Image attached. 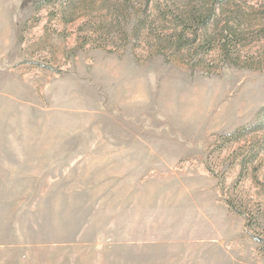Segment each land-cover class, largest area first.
<instances>
[{"label": "rangeland", "instance_id": "rangeland-1", "mask_svg": "<svg viewBox=\"0 0 264 264\" xmlns=\"http://www.w3.org/2000/svg\"><path fill=\"white\" fill-rule=\"evenodd\" d=\"M44 1L0 0V264H264V0L208 52L158 11L206 0Z\"/></svg>", "mask_w": 264, "mask_h": 264}, {"label": "trees", "instance_id": "trees-1", "mask_svg": "<svg viewBox=\"0 0 264 264\" xmlns=\"http://www.w3.org/2000/svg\"><path fill=\"white\" fill-rule=\"evenodd\" d=\"M50 0H45L44 2H48ZM115 2H120L115 6L116 10L114 11V16H119V11L121 14H124L123 10L128 9V4L133 3V0H114ZM208 1L204 5L210 4L208 8L205 6L201 7H190L188 9L185 8L183 11H177L173 9L170 5H166V9H158L159 13L163 12L164 18L167 19L171 16L176 23V26L181 29L174 33L173 35L164 36L162 39L163 45L172 46L173 48L180 50L184 47H194L197 43L199 36L201 34L204 35V41L207 43V48L205 52H208L212 49V44L214 43L215 34L212 29V25L215 21V18L218 14L219 7L224 5L225 3H231L235 0H206ZM154 3V0H146L144 3V9L141 14H147L149 12L150 6ZM167 12V13H166ZM149 14V13H148ZM148 17H150L148 15ZM134 26L137 29L146 28L145 21L142 18V15L138 16V19L135 20ZM226 34L225 43L228 45L229 43H237L240 40V34L234 31L232 27H228L224 30ZM108 35H111V32L108 31ZM125 35V32H122Z\"/></svg>", "mask_w": 264, "mask_h": 264}]
</instances>
